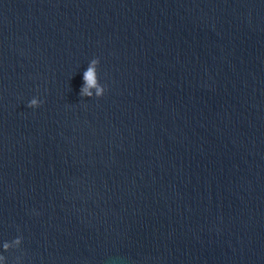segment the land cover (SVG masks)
<instances>
[{"label":"water","instance_id":"95a60500","mask_svg":"<svg viewBox=\"0 0 264 264\" xmlns=\"http://www.w3.org/2000/svg\"><path fill=\"white\" fill-rule=\"evenodd\" d=\"M0 264H264V0H0Z\"/></svg>","mask_w":264,"mask_h":264},{"label":"clouds","instance_id":"9594fccd","mask_svg":"<svg viewBox=\"0 0 264 264\" xmlns=\"http://www.w3.org/2000/svg\"><path fill=\"white\" fill-rule=\"evenodd\" d=\"M99 65V59H93L88 65L87 70L83 74L84 85L80 89V96L81 97H92L95 94L96 97L103 96L105 92V88L98 84L97 81V74H96V67ZM93 89H95V93H93ZM43 101L39 100L38 98H33L30 100L28 107L29 108H37L39 107ZM7 248V245H5Z\"/></svg>","mask_w":264,"mask_h":264}]
</instances>
